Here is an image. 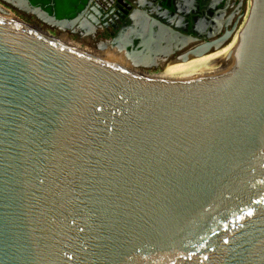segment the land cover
Here are the masks:
<instances>
[{
    "label": "water",
    "instance_id": "1",
    "mask_svg": "<svg viewBox=\"0 0 264 264\" xmlns=\"http://www.w3.org/2000/svg\"><path fill=\"white\" fill-rule=\"evenodd\" d=\"M246 4L233 65L176 80L0 7V264H264V0Z\"/></svg>",
    "mask_w": 264,
    "mask_h": 264
},
{
    "label": "flooded vegetation",
    "instance_id": "2",
    "mask_svg": "<svg viewBox=\"0 0 264 264\" xmlns=\"http://www.w3.org/2000/svg\"><path fill=\"white\" fill-rule=\"evenodd\" d=\"M37 3L40 17L59 19L62 14L60 20L69 22L78 18L65 30L87 37L97 48H113L118 53L102 52L107 58L132 65L121 54L144 49L146 57H134L135 63L152 69L188 61L193 56L190 51L203 45L206 48L205 44L212 43L210 52L221 49L234 35L235 26L240 25L245 8V0H38ZM69 5L74 7L73 12ZM10 6L21 16L29 14L38 20L36 14Z\"/></svg>",
    "mask_w": 264,
    "mask_h": 264
},
{
    "label": "bare ground",
    "instance_id": "3",
    "mask_svg": "<svg viewBox=\"0 0 264 264\" xmlns=\"http://www.w3.org/2000/svg\"><path fill=\"white\" fill-rule=\"evenodd\" d=\"M238 34L239 30L221 49L202 56H192L188 61L172 62L165 66L163 71L151 76L162 80L189 79L228 70L234 62Z\"/></svg>",
    "mask_w": 264,
    "mask_h": 264
},
{
    "label": "rangeland",
    "instance_id": "4",
    "mask_svg": "<svg viewBox=\"0 0 264 264\" xmlns=\"http://www.w3.org/2000/svg\"><path fill=\"white\" fill-rule=\"evenodd\" d=\"M248 5L249 4L245 5L246 12L249 9ZM0 7L4 8L8 13H11V14L17 16V17H20L21 19H23V20H25V21H27V22L39 27L43 31L49 32L50 34L55 36L60 42H62L65 45L77 47V48L81 49L83 52H87V53L95 55V56L105 57L102 54V52H104V51H101L96 46L92 45V43H90V41L88 40L87 37H84L82 35L76 36L75 33H73V32L70 33L68 31H66L65 29L64 30L60 29V28L55 27L54 25H50L49 23L44 22V21H42L40 19L37 20L34 17H32L31 15H29V14L21 16L10 5H8L6 3H3L2 1H0ZM242 25H243V23L242 24L240 23V27ZM231 40H232V38L230 39V41ZM135 69H138V70H141V71H145V72H161V71L164 70V68L152 69V68H140V67H135ZM145 74H148V75L151 76L153 73H145Z\"/></svg>",
    "mask_w": 264,
    "mask_h": 264
},
{
    "label": "trees",
    "instance_id": "5",
    "mask_svg": "<svg viewBox=\"0 0 264 264\" xmlns=\"http://www.w3.org/2000/svg\"><path fill=\"white\" fill-rule=\"evenodd\" d=\"M30 1H31V3H32L33 5H37V4H38V3H37L38 0H30ZM68 9H69V10H72V12H73V10H75L74 7H73L72 5H69V6H68ZM73 14H74V13H73ZM58 18H59V19L63 18V15H62V14H59V17H58Z\"/></svg>",
    "mask_w": 264,
    "mask_h": 264
}]
</instances>
